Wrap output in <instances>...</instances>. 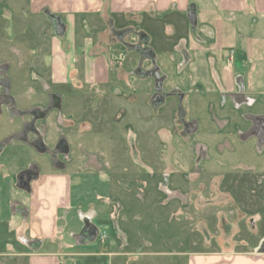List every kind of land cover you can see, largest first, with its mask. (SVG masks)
<instances>
[{
  "label": "crops",
  "instance_id": "1",
  "mask_svg": "<svg viewBox=\"0 0 264 264\" xmlns=\"http://www.w3.org/2000/svg\"><path fill=\"white\" fill-rule=\"evenodd\" d=\"M7 1L0 0V177L16 180L9 186L17 195L12 206L17 224L16 240L0 250V264H264V222L253 201L230 209L237 212L235 226L243 227L238 234L204 227L207 247L202 250L195 248L202 240L188 227L171 239L177 250L170 253L156 250L157 241L139 231L129 234L127 207L115 197L92 209L88 218L74 206L69 171L77 162L66 153L78 138L85 144L98 141V121L88 125L86 120L98 110H61L66 93L93 99L104 95L113 72L118 82L124 81L122 62L130 46L126 33L136 21L137 32L148 35L158 19H166L174 35L184 30L179 20L188 14L200 22L189 37L191 48L206 55L234 93L239 78L233 66L245 34L253 36L247 39L246 57L257 66L261 39L256 35L262 33L255 30L264 22V0H27L21 10L19 0H10L11 9L5 11ZM21 14L26 16L7 28L12 41L5 36L3 19ZM52 18L57 33L50 31ZM85 160L82 164L91 163ZM94 162L113 168V162ZM118 187L117 193L126 189ZM182 205L175 217L190 220L188 205ZM213 242L218 245L211 247Z\"/></svg>",
  "mask_w": 264,
  "mask_h": 264
},
{
  "label": "rangeland",
  "instance_id": "2",
  "mask_svg": "<svg viewBox=\"0 0 264 264\" xmlns=\"http://www.w3.org/2000/svg\"><path fill=\"white\" fill-rule=\"evenodd\" d=\"M9 1L4 2L5 11L11 9ZM26 1L19 0L20 10ZM22 15L26 16L3 19L5 36L12 41L15 38L7 28ZM165 20L158 19L148 35L137 32L140 21L130 27L123 82L113 72L111 84L100 95L103 98L66 93L61 110H98L86 119L88 125L98 121V141L87 139L85 144L78 138L67 148L68 159L77 162L69 171L74 206L78 204L88 215L108 198H118L127 207L129 234L139 231L157 241L156 250L170 253L177 250L171 239L182 236L186 227L194 230L197 241L202 240L196 242V250L207 247L203 244L207 228L215 231L219 226L223 234H238L243 227L235 226L237 212L230 209L240 204L253 201L264 222V22L255 30L262 33L256 35L261 39L255 52L257 66L246 57L247 39L253 36L245 34L238 44L233 67L239 81L230 93L233 91L222 83L218 68L190 46L189 37L199 19L190 14L181 17L180 23L185 24L180 32L184 33L174 35ZM147 24L149 21L142 26ZM49 26L57 33L55 18ZM99 158L113 162V168L98 167L94 160ZM82 160L91 163L82 164ZM14 181V177L4 181L0 177V250L6 249V242L16 240L12 206L17 195L9 186ZM116 187L126 189L117 193ZM178 204L180 208L188 205L190 220L175 217Z\"/></svg>",
  "mask_w": 264,
  "mask_h": 264
},
{
  "label": "built area",
  "instance_id": "3",
  "mask_svg": "<svg viewBox=\"0 0 264 264\" xmlns=\"http://www.w3.org/2000/svg\"><path fill=\"white\" fill-rule=\"evenodd\" d=\"M232 57H233V55H232ZM104 236H105V235L102 236L103 239L105 238Z\"/></svg>",
  "mask_w": 264,
  "mask_h": 264
}]
</instances>
